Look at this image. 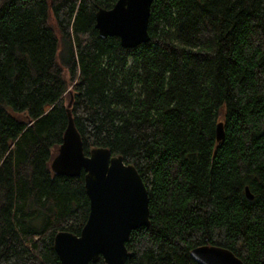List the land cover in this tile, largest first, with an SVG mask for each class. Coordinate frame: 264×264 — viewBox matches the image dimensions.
I'll use <instances>...</instances> for the list:
<instances>
[{"label": "trees", "instance_id": "obj_1", "mask_svg": "<svg viewBox=\"0 0 264 264\" xmlns=\"http://www.w3.org/2000/svg\"><path fill=\"white\" fill-rule=\"evenodd\" d=\"M115 2L0 0V264H60L55 234L87 219L84 172L50 167L68 110L84 153L147 189L126 264H200V245L264 264V0H153L134 48L95 28Z\"/></svg>", "mask_w": 264, "mask_h": 264}, {"label": "water", "instance_id": "obj_2", "mask_svg": "<svg viewBox=\"0 0 264 264\" xmlns=\"http://www.w3.org/2000/svg\"><path fill=\"white\" fill-rule=\"evenodd\" d=\"M152 1L116 0L110 9L99 8L95 12L99 37L116 36L124 48L147 42ZM215 138L218 142L224 138L221 121L216 125ZM50 167L56 175L71 177L83 171L89 200L88 216L79 235L58 231L54 236L59 263L89 264L101 257L104 264H126L130 252L125 244L130 233L149 224L148 193L136 168L100 146L86 155L69 110L62 142ZM245 196L253 198L248 187ZM190 256L200 264H244L230 250L215 245L194 247Z\"/></svg>", "mask_w": 264, "mask_h": 264}, {"label": "rangeland", "instance_id": "obj_3", "mask_svg": "<svg viewBox=\"0 0 264 264\" xmlns=\"http://www.w3.org/2000/svg\"><path fill=\"white\" fill-rule=\"evenodd\" d=\"M6 109H8L9 111H11V109L9 107H7Z\"/></svg>", "mask_w": 264, "mask_h": 264}]
</instances>
